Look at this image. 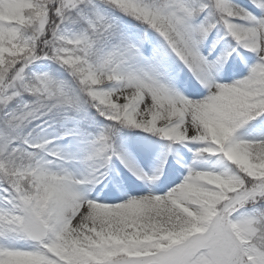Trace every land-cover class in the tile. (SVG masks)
Here are the masks:
<instances>
[{
	"label": "snow or ice",
	"instance_id": "1",
	"mask_svg": "<svg viewBox=\"0 0 264 264\" xmlns=\"http://www.w3.org/2000/svg\"><path fill=\"white\" fill-rule=\"evenodd\" d=\"M0 264H264V0H0Z\"/></svg>",
	"mask_w": 264,
	"mask_h": 264
}]
</instances>
